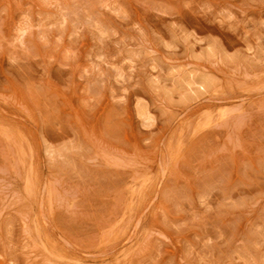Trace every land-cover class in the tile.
Listing matches in <instances>:
<instances>
[{
    "label": "rangeland",
    "instance_id": "374dc122",
    "mask_svg": "<svg viewBox=\"0 0 264 264\" xmlns=\"http://www.w3.org/2000/svg\"><path fill=\"white\" fill-rule=\"evenodd\" d=\"M0 264H264V0H0Z\"/></svg>",
    "mask_w": 264,
    "mask_h": 264
}]
</instances>
